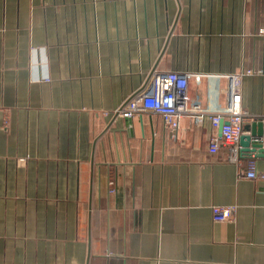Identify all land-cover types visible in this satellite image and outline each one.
Instances as JSON below:
<instances>
[{
    "label": "crops",
    "instance_id": "crops-1",
    "mask_svg": "<svg viewBox=\"0 0 264 264\" xmlns=\"http://www.w3.org/2000/svg\"><path fill=\"white\" fill-rule=\"evenodd\" d=\"M152 70L242 74L264 119V0H0V264H264V180L238 176L264 157L208 150L227 81L189 79L206 113L174 141L114 113Z\"/></svg>",
    "mask_w": 264,
    "mask_h": 264
},
{
    "label": "built area",
    "instance_id": "built-area-1",
    "mask_svg": "<svg viewBox=\"0 0 264 264\" xmlns=\"http://www.w3.org/2000/svg\"><path fill=\"white\" fill-rule=\"evenodd\" d=\"M241 77L242 74L213 75L152 70L143 88L135 92L114 113L125 118H132L141 113L158 115L170 138L175 141L181 130L182 118L200 119L206 113V109L189 100V79H193L196 83H199L203 78L225 79L227 85L221 89V93L226 96L227 103L224 108L211 116V124L215 131L218 129L220 121L226 122V125L222 127L221 136L213 133L208 150L215 153L219 145L222 144L236 151L239 138L243 134V125L257 120L264 121L262 118L253 117L241 110ZM238 176L251 180L261 178L264 180V177L257 175L254 170L239 172ZM210 211L213 222H232L235 218L236 208L233 206H211Z\"/></svg>",
    "mask_w": 264,
    "mask_h": 264
},
{
    "label": "water",
    "instance_id": "water-1",
    "mask_svg": "<svg viewBox=\"0 0 264 264\" xmlns=\"http://www.w3.org/2000/svg\"><path fill=\"white\" fill-rule=\"evenodd\" d=\"M223 125H226V122L220 121L218 126V136H221ZM243 130L249 132V134L242 135L239 138L240 152L243 154H253L257 157H264L262 143L264 137V121H253L249 125L244 126Z\"/></svg>",
    "mask_w": 264,
    "mask_h": 264
}]
</instances>
